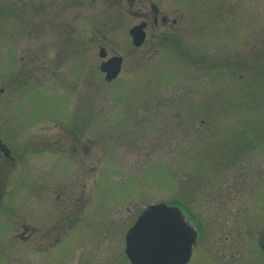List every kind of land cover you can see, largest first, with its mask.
<instances>
[{"label":"rangeland","instance_id":"1","mask_svg":"<svg viewBox=\"0 0 264 264\" xmlns=\"http://www.w3.org/2000/svg\"><path fill=\"white\" fill-rule=\"evenodd\" d=\"M0 142V264H129L154 204L264 264V0H0Z\"/></svg>","mask_w":264,"mask_h":264},{"label":"water","instance_id":"2","mask_svg":"<svg viewBox=\"0 0 264 264\" xmlns=\"http://www.w3.org/2000/svg\"><path fill=\"white\" fill-rule=\"evenodd\" d=\"M145 23L129 31L132 44L140 47L145 41ZM106 58L104 50L99 53ZM123 59L114 56L103 60L100 72L107 82L115 80ZM197 243V233L174 205L156 204L143 208L124 235V255L130 264H187Z\"/></svg>","mask_w":264,"mask_h":264},{"label":"flooded vegetation","instance_id":"3","mask_svg":"<svg viewBox=\"0 0 264 264\" xmlns=\"http://www.w3.org/2000/svg\"><path fill=\"white\" fill-rule=\"evenodd\" d=\"M118 2V1H117ZM57 6H58V8H59V5H56L55 6V9L57 8ZM65 8V6H63V8H59V9H57V11H54L55 9H52V12H50V13H57V12H62V10ZM155 10V9H154ZM157 15H158V11H156L155 10V15H154V22H156V17H157ZM141 23H145V27H144V31L146 30V29H148V24L145 22V21H143V22H141ZM140 23V24H141ZM139 25V24H138ZM101 29H99L98 31H100ZM108 30V28L106 27V26H104V31H107ZM130 31V30H129ZM129 31H128V35H129ZM146 32V31H145ZM131 39V38H130ZM65 41V40H64ZM101 50H104V52H105V56H107V53H106V51H105V48H102L101 46H100V51ZM67 51H69V50H67ZM100 51H99V53H100ZM114 55V54H113ZM117 55V54H116ZM103 62V61H102ZM104 75V74H103ZM74 151H76V149H74ZM0 155H1V157L2 158H4V159H6L7 161H9V162H12L13 161V159L11 158V153H10V151L3 145V144H1V142H0ZM0 182H1V176H0ZM187 215V214H186ZM191 220V219H190ZM190 220L188 221L190 224L193 222H190ZM194 224V223H193ZM195 225V224H194ZM195 228V230H196V232H197V237H198V232H199V230H198V226H196V227H194ZM197 241H198V239H197Z\"/></svg>","mask_w":264,"mask_h":264},{"label":"trees","instance_id":"4","mask_svg":"<svg viewBox=\"0 0 264 264\" xmlns=\"http://www.w3.org/2000/svg\"><path fill=\"white\" fill-rule=\"evenodd\" d=\"M0 186H1L2 188H4V187H3V177H1Z\"/></svg>","mask_w":264,"mask_h":264}]
</instances>
